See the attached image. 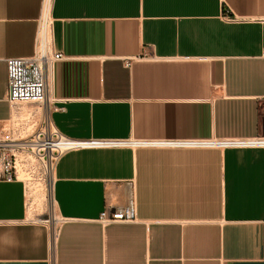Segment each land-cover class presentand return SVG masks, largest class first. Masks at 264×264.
<instances>
[{"label": "crops", "instance_id": "1", "mask_svg": "<svg viewBox=\"0 0 264 264\" xmlns=\"http://www.w3.org/2000/svg\"><path fill=\"white\" fill-rule=\"evenodd\" d=\"M45 0H0L6 60L32 56ZM56 228L27 220L22 181L0 180V264H264V0H50ZM171 144V145H169ZM134 188L135 220L104 225Z\"/></svg>", "mask_w": 264, "mask_h": 264}, {"label": "built area", "instance_id": "2", "mask_svg": "<svg viewBox=\"0 0 264 264\" xmlns=\"http://www.w3.org/2000/svg\"><path fill=\"white\" fill-rule=\"evenodd\" d=\"M50 0L44 2V14L39 29L35 53L26 58L6 60L7 101L11 115L0 127V180L29 181L41 175L48 179L51 189L56 163L66 152L77 149L111 148L126 145L118 140L76 141L63 136L50 119L51 102L49 77L54 62L63 58L53 52L47 35ZM27 103L35 108L24 107ZM184 146L264 147V138L258 140H227L208 142H181ZM171 145V144H169ZM134 188L128 183L123 205L107 204L99 222L128 223L135 220Z\"/></svg>", "mask_w": 264, "mask_h": 264}, {"label": "rangeland", "instance_id": "3", "mask_svg": "<svg viewBox=\"0 0 264 264\" xmlns=\"http://www.w3.org/2000/svg\"><path fill=\"white\" fill-rule=\"evenodd\" d=\"M36 106L37 105L33 103H27L24 105V107L27 108H35ZM47 180V178L44 179L41 175H38L31 178L29 181H25L27 203L26 216L28 221L44 223L48 225L51 230H53V228H56L57 221L55 220L53 206L50 205V203H52V199H50L51 196L49 195V184ZM44 181H46V184ZM42 185L43 187L45 186V189L42 187Z\"/></svg>", "mask_w": 264, "mask_h": 264}, {"label": "bare ground", "instance_id": "4", "mask_svg": "<svg viewBox=\"0 0 264 264\" xmlns=\"http://www.w3.org/2000/svg\"><path fill=\"white\" fill-rule=\"evenodd\" d=\"M48 181V180H47ZM45 182V184H46V181H44ZM42 187H43V185H42ZM42 187H40V188H42ZM45 187V186H44ZM43 187V188H44ZM45 189V188H44ZM41 190V189H40ZM40 192V191H39ZM43 192H44V190H43ZM46 192V191H45ZM49 195L51 196V189L49 188ZM47 196V195H46ZM49 196V197H50ZM45 198V197H44ZM46 199V198H45ZM51 199V198H50ZM47 202V201H46ZM49 202V201H48ZM44 203V202H43ZM50 205H52V203H50ZM45 206V205H44Z\"/></svg>", "mask_w": 264, "mask_h": 264}]
</instances>
